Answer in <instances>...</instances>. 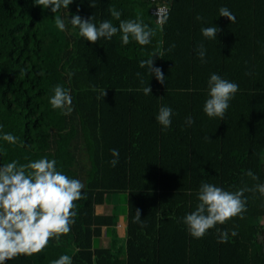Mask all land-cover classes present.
<instances>
[{"label":"trees","instance_id":"1","mask_svg":"<svg viewBox=\"0 0 264 264\" xmlns=\"http://www.w3.org/2000/svg\"><path fill=\"white\" fill-rule=\"evenodd\" d=\"M162 2L163 25L148 12ZM221 7L234 22L219 16ZM113 8L121 20L153 29L151 43L124 45L119 32L91 43L68 23L75 14L118 26ZM210 25L219 29L215 39L202 35ZM153 53L162 54L153 60L164 83L140 67ZM213 73L239 86L223 119L203 110ZM147 84L149 95L142 91ZM57 85L70 92L69 114L49 102ZM161 106L173 110L163 130L155 119ZM0 126V167L54 159L58 171L84 185L70 232L5 264H51L61 255L72 264H264V194L256 190L264 184V0H73L55 13L36 0H0ZM3 133L19 139L9 143ZM111 149L119 151L115 167ZM202 183L250 191L241 216L197 239L183 218L196 209ZM119 194L126 208L120 235L112 230ZM105 197L111 212L96 213ZM137 209L141 221L133 222ZM103 228L107 246L96 244Z\"/></svg>","mask_w":264,"mask_h":264},{"label":"clouds","instance_id":"2","mask_svg":"<svg viewBox=\"0 0 264 264\" xmlns=\"http://www.w3.org/2000/svg\"><path fill=\"white\" fill-rule=\"evenodd\" d=\"M72 2L73 0H36V4L42 8L51 6L53 13L61 7L67 9ZM110 13L119 21L118 26L108 20L97 26L92 22V17L82 19L75 14L70 20L68 19V23L78 28L79 35L91 43L101 38L111 39L118 32L121 34V42L124 45H127L130 39L139 45L151 43L155 33L148 25L137 20H121V12L114 8L110 9ZM219 16L226 17L230 22L235 20L226 7L219 9ZM196 19L203 20V17L197 16ZM165 21L166 17L158 18V23L161 25ZM55 24L60 31L66 30L67 25L63 18L56 17ZM201 31L204 37L215 39L219 29L210 25L202 28ZM154 56L162 57V54L153 53L150 59L140 61V67H146L150 77L155 76L158 82L164 83L165 77L162 70L154 67ZM198 56L201 62H204L206 49L203 45L199 47ZM72 75L73 73H69V77ZM136 75L141 77L139 72ZM141 83H144L142 78ZM207 89L208 98L204 103V112L210 118L223 119L229 107V101L239 89L238 84L213 73L207 82ZM142 91L145 95L151 94L148 84ZM53 92L54 95L49 101L51 106L54 109H66L65 114H69L72 110L70 92L59 85L55 86ZM105 95V90H102L101 96ZM172 114L173 110L170 107L159 108L155 119L162 126V130L171 126ZM185 123L190 126L194 120L187 117ZM2 139L14 144L19 138L11 133H3ZM110 153L113 159L109 163L115 167L119 162V151L111 149ZM246 175L254 180L257 179L251 170ZM83 187L80 180L71 179L58 171L54 159L40 158L25 164H18L14 160L3 164L0 167V264H5V261L18 255L31 256L40 253L51 238L59 239L61 235L68 234L71 225L75 222L74 202L83 198ZM256 190L264 194V184L258 185ZM245 191L250 189L242 188L236 192H230L212 184L202 183L197 194L199 202L196 209L183 218L190 235L197 239L202 238L206 231L215 225L241 216L246 211ZM139 221H141L140 211L137 209L133 222ZM231 235L236 236V231L233 230ZM227 240L228 233L221 232L219 242L226 243ZM51 264H72V261L69 255H61Z\"/></svg>","mask_w":264,"mask_h":264},{"label":"crops","instance_id":"3","mask_svg":"<svg viewBox=\"0 0 264 264\" xmlns=\"http://www.w3.org/2000/svg\"><path fill=\"white\" fill-rule=\"evenodd\" d=\"M105 202V201H104ZM103 202V204H104V209H105V212L104 211H99V212H96V213H110L111 211H110V209H108L107 208V205H105L106 203H104ZM100 207H102L103 205H101V204H98ZM98 205H95V207L96 206H98ZM122 205V206H121ZM120 206H119V210H120V212H119V218H118V221H121L122 222V226L121 225H119V223L120 222H118L116 225H118L119 227H120V230H121V233H122V231H123V228H124V226H125V223H126V208H125V201H124V203L123 204H121ZM107 209V210H106ZM109 210V211H108ZM123 210H125V213L123 214L122 212H123ZM123 214V215H122ZM122 227V228H121ZM120 233V234H121ZM119 234V235H120ZM108 238H109V236H106L105 235V232H104V228H103V231H102V234H101V236H99V238H98V245L99 246H107V241H108ZM109 242V241H108Z\"/></svg>","mask_w":264,"mask_h":264},{"label":"rangeland","instance_id":"4","mask_svg":"<svg viewBox=\"0 0 264 264\" xmlns=\"http://www.w3.org/2000/svg\"><path fill=\"white\" fill-rule=\"evenodd\" d=\"M105 199H106V200H105L104 203H106L105 205H107V208L110 209V211H111V208H112V207H111V204H110L109 201L107 200V197H105ZM118 201H119V204H120V205L123 204L124 201H125V195H124V194H119V195H118ZM101 205H103V206L100 207V206L98 205V206L95 207V211H96V212H99V211H104V212H105V209L103 208V207H104V204L102 203ZM121 206H122V205H121ZM106 210H107V209H106ZM108 211H109V210H108ZM122 213L124 214V213H125V210H123ZM123 214H122V215H123ZM118 222H120L119 225L122 226V222H121V221H118ZM118 222H117V223H118ZM121 228H122V227H121ZM112 230L115 231V232L118 233V234L121 233L120 227H119L118 225H116V224L113 226ZM108 241H109V238H108ZM108 241H107V243L109 244ZM96 244H98V243H96ZM108 244H107V245H108Z\"/></svg>","mask_w":264,"mask_h":264},{"label":"built area","instance_id":"5","mask_svg":"<svg viewBox=\"0 0 264 264\" xmlns=\"http://www.w3.org/2000/svg\"><path fill=\"white\" fill-rule=\"evenodd\" d=\"M149 1H155V0H149ZM167 10L166 5L162 3H156L148 8V12L154 16V19L156 22H158V18L162 16L163 13H165Z\"/></svg>","mask_w":264,"mask_h":264}]
</instances>
